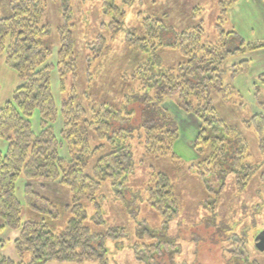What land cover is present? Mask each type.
<instances>
[{
    "label": "rangeland",
    "instance_id": "rangeland-1",
    "mask_svg": "<svg viewBox=\"0 0 264 264\" xmlns=\"http://www.w3.org/2000/svg\"><path fill=\"white\" fill-rule=\"evenodd\" d=\"M43 1L46 12L42 24L50 27L44 44L53 52L47 64L52 65V89L59 112L53 123L55 135L62 138L64 123L60 109L63 98L72 90L77 93V102L87 111L88 118L90 110L99 103L111 104L124 114L135 113L129 117L134 128L129 138L134 172L102 182L96 203L101 207L103 224L99 223L94 203L83 202L87 223L94 232L114 229L124 235L106 240L109 264H264V252L257 248V237L264 232V154L257 134L246 124L253 116L264 115L260 105L264 103V49L230 58L223 75L225 89L212 94L219 116L235 127L248 143L254 172L244 191H238L235 174L230 170L220 168L213 173V165L204 162L209 157L211 143L200 146V151L195 146L203 123L194 114L181 110L176 98L165 99L162 104L179 128V138L168 154L148 151L144 131L137 133L135 123L137 92L142 90L137 80L138 67L150 65L158 71L174 70L187 61L178 48L170 45L176 34L201 26L203 41L217 46L233 38L231 33H236V38L245 44L260 43L264 42V12L254 3L248 12L239 9L241 0L233 2L224 16L221 7L224 0ZM118 11L124 13L120 25L115 22L120 18ZM9 15L8 0H0V17ZM148 18L161 20L169 27L161 31L159 43L151 44L155 49L151 45L142 48L131 40V34L142 37L143 22ZM65 24L75 41V70L62 79L57 69V55L59 30ZM243 61L248 63L247 72L233 79L229 69ZM24 83L0 56V109ZM30 120L33 130L39 133L38 110ZM7 149L8 141L0 138V152L5 154ZM59 153L69 160L66 145L63 144ZM103 153L91 156L85 168L87 174H92L95 162ZM158 174L170 178L179 203V215L169 225L163 223V218L148 203V190L155 186ZM27 183L24 177L17 183V197L23 204L22 223L44 221L51 231L61 233L72 217L70 190L58 182L31 181L34 190L51 202L48 208L38 204L42 212L31 209L25 201ZM19 234V230L8 228L0 218V257L27 264L30 254L21 257L17 250ZM156 243L161 249L153 259L145 260L143 253L135 254L137 245ZM46 264L76 263L50 261Z\"/></svg>",
    "mask_w": 264,
    "mask_h": 264
},
{
    "label": "trees",
    "instance_id": "trees-1",
    "mask_svg": "<svg viewBox=\"0 0 264 264\" xmlns=\"http://www.w3.org/2000/svg\"><path fill=\"white\" fill-rule=\"evenodd\" d=\"M235 1L221 3L223 16ZM8 8L10 15L0 17V56L25 83L0 109V138L8 141L7 152H0V218L8 228L20 231L16 246L21 257L30 254L27 264L50 261L109 264L106 240L124 235L114 229L106 233L94 232L87 223L83 202L94 203L96 216L103 224L102 210L96 203L102 182L124 178L125 174L134 172L129 142L134 128H131L129 117L135 113L124 114L111 104L99 103L97 108L90 110L88 118L87 111L77 102V93L72 90L61 105L64 126L59 139L53 129L59 112L52 89V65L47 64L53 52L44 44L45 37L50 34V27L42 24L45 3L43 0H8ZM117 15L120 18L115 22L120 25L124 13L118 11ZM67 26L59 30L57 69L62 79L75 70V41ZM164 28L169 27L161 20L145 19L144 35L135 38L136 35L131 34V40L142 48L154 41L159 43ZM203 33V28L198 26L175 35L170 45L187 58L177 69L158 71L150 65L138 67L137 80L142 90L137 92V133L144 131L148 151L168 154L179 138V128L162 104L165 99L176 98L181 110L194 114L203 123L195 146L200 151V146L211 143L209 157L204 162L213 165V173L220 168L234 173L237 189L242 192L254 172L248 143L235 127L219 116L212 103V94L224 91L223 75L230 58L264 49V42L245 44L236 38V33H231L233 38L217 46L204 42ZM151 47L155 49V45ZM247 70L248 63L243 61L232 66L229 72L235 79ZM260 105L264 109V103ZM37 110L40 113L39 133L33 130L30 120ZM246 124L257 134L264 154V115L253 116ZM63 144L67 146L69 160L60 156ZM102 151L92 174H87L85 168L91 156ZM22 177L28 181L24 188L25 201L33 210L44 212L38 204L48 208L51 202L34 190L31 181L58 182L70 190L72 217L61 233L51 231L44 221L22 223L23 204L17 197V183ZM148 203L163 218L164 224L169 225L177 218L179 203L167 175H157L155 186L148 190ZM160 249L159 243L137 245L135 254L143 253L145 260H150ZM0 264L16 263L1 256Z\"/></svg>",
    "mask_w": 264,
    "mask_h": 264
},
{
    "label": "crops",
    "instance_id": "crops-1",
    "mask_svg": "<svg viewBox=\"0 0 264 264\" xmlns=\"http://www.w3.org/2000/svg\"><path fill=\"white\" fill-rule=\"evenodd\" d=\"M251 3L256 4L257 7L259 9H261L260 11L261 12H264V4H263L262 0H245V1L244 0H241V5H240L241 7H239V9H244L245 12H248V9L252 7L251 6ZM232 14H233V17H234V14H235V11L234 10H233ZM262 41H264V40H262ZM252 67H253V65H252ZM190 121L193 123V125L197 126V123L195 121H192V119Z\"/></svg>",
    "mask_w": 264,
    "mask_h": 264
},
{
    "label": "water",
    "instance_id": "water-1",
    "mask_svg": "<svg viewBox=\"0 0 264 264\" xmlns=\"http://www.w3.org/2000/svg\"><path fill=\"white\" fill-rule=\"evenodd\" d=\"M257 248L264 252V232H261L257 237Z\"/></svg>",
    "mask_w": 264,
    "mask_h": 264
}]
</instances>
